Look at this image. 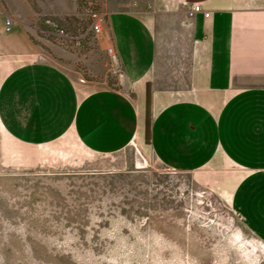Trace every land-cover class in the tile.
Masks as SVG:
<instances>
[{"label":"rangeland","instance_id":"obj_1","mask_svg":"<svg viewBox=\"0 0 264 264\" xmlns=\"http://www.w3.org/2000/svg\"><path fill=\"white\" fill-rule=\"evenodd\" d=\"M3 2L36 45L7 52L14 63L51 62L80 84L130 91L80 0ZM177 21L157 24V91L189 86L192 40ZM243 175L222 156L174 169L138 142L97 153L72 132L22 144L0 124V264H264V243L232 206Z\"/></svg>","mask_w":264,"mask_h":264},{"label":"crops","instance_id":"obj_2","mask_svg":"<svg viewBox=\"0 0 264 264\" xmlns=\"http://www.w3.org/2000/svg\"><path fill=\"white\" fill-rule=\"evenodd\" d=\"M99 3L108 14L99 45L115 48L130 91L80 84L51 62L14 63L7 52L36 45L0 0L2 128L28 145L72 132L103 154L138 142L163 164L186 172L222 156L244 173L233 190V209L264 243V0ZM194 3L210 14L197 13L188 23ZM165 15L176 16L192 40L189 86L179 93L155 89L157 24Z\"/></svg>","mask_w":264,"mask_h":264},{"label":"built area","instance_id":"obj_3","mask_svg":"<svg viewBox=\"0 0 264 264\" xmlns=\"http://www.w3.org/2000/svg\"><path fill=\"white\" fill-rule=\"evenodd\" d=\"M81 6L90 20V29L96 36H100L103 32L104 26L107 22V12L102 8L100 3L95 0H80ZM146 9H153L152 5H147ZM204 12L205 16H209V12L205 11L201 4L194 3L187 10L188 23L192 21L197 13ZM14 25V19L9 17L7 20V30L11 31ZM108 54L117 59V52L113 46L106 48ZM81 83H85V79H79Z\"/></svg>","mask_w":264,"mask_h":264}]
</instances>
